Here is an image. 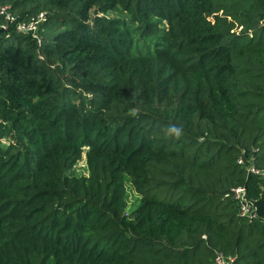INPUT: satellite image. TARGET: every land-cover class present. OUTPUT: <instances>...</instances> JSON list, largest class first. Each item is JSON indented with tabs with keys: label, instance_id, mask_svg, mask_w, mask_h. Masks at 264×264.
<instances>
[{
	"label": "trees",
	"instance_id": "16d2710c",
	"mask_svg": "<svg viewBox=\"0 0 264 264\" xmlns=\"http://www.w3.org/2000/svg\"><path fill=\"white\" fill-rule=\"evenodd\" d=\"M0 5V264H264V0Z\"/></svg>",
	"mask_w": 264,
	"mask_h": 264
},
{
	"label": "built area",
	"instance_id": "2783aa9c",
	"mask_svg": "<svg viewBox=\"0 0 264 264\" xmlns=\"http://www.w3.org/2000/svg\"><path fill=\"white\" fill-rule=\"evenodd\" d=\"M0 30H4L7 28L8 22L15 21V17L8 11V7L5 5H0ZM45 14L44 12L39 13L37 16L30 18L28 21H19L16 23V30L23 33H30L34 38L40 42V36L38 33L39 25L44 21ZM239 163H242V159L238 160ZM248 171L255 173H262L264 178V171L256 169L254 166L249 165ZM264 190V187L262 188ZM233 191V198H235L239 202L240 214L242 216L252 218L256 217L254 209L252 208L251 203L246 201L243 198V194L245 193V188L243 186H238ZM228 195V194H226ZM213 264H235V257L232 255H227L223 253H217L214 256Z\"/></svg>",
	"mask_w": 264,
	"mask_h": 264
},
{
	"label": "water",
	"instance_id": "95a60500",
	"mask_svg": "<svg viewBox=\"0 0 264 264\" xmlns=\"http://www.w3.org/2000/svg\"><path fill=\"white\" fill-rule=\"evenodd\" d=\"M243 198L249 203H251L256 217L264 220V190L261 191L260 196L257 199L249 198L246 193L243 194Z\"/></svg>",
	"mask_w": 264,
	"mask_h": 264
},
{
	"label": "rangeland",
	"instance_id": "374dc122",
	"mask_svg": "<svg viewBox=\"0 0 264 264\" xmlns=\"http://www.w3.org/2000/svg\"><path fill=\"white\" fill-rule=\"evenodd\" d=\"M75 169L77 173H87L84 155L82 156V159L76 165ZM129 193H130V201H131L134 197V193L131 189H129Z\"/></svg>",
	"mask_w": 264,
	"mask_h": 264
},
{
	"label": "clouds",
	"instance_id": "9594fccd",
	"mask_svg": "<svg viewBox=\"0 0 264 264\" xmlns=\"http://www.w3.org/2000/svg\"><path fill=\"white\" fill-rule=\"evenodd\" d=\"M167 133H168L169 135H173V136H175L176 138H179V136L182 135V133H183V129H182V127H180V126H177V125H171V126H169L168 129H167Z\"/></svg>",
	"mask_w": 264,
	"mask_h": 264
}]
</instances>
